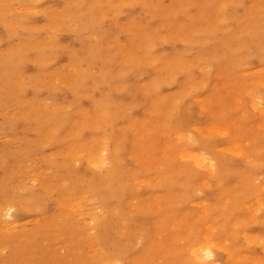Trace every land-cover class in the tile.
I'll return each instance as SVG.
<instances>
[{"label": "bare ground", "instance_id": "bare-ground-1", "mask_svg": "<svg viewBox=\"0 0 264 264\" xmlns=\"http://www.w3.org/2000/svg\"><path fill=\"white\" fill-rule=\"evenodd\" d=\"M0 4H18L31 13L38 7L37 0ZM115 9L125 12L126 34L117 22V28L103 26ZM43 13L56 22L54 31L70 24L105 30L106 39L89 59L97 73L87 70L82 76L89 86L80 90L77 81H65L76 94L94 90L102 99L104 107L92 118L81 111L96 139L85 141L76 130L56 138L64 159L61 173L54 174L56 194L65 198L85 186L102 206L97 227L112 252L105 264H264V68L251 77L259 89H247L240 80L249 59L264 63V0H57ZM20 27L11 20L4 30ZM46 35L57 43L55 34ZM160 42L170 45L167 52L159 51ZM116 43L129 50V58ZM214 47L224 57L220 72L230 78V88L246 97L221 108L213 99L225 87L212 89L207 125L193 134L181 117L184 105L158 88L177 74L183 96L206 86L208 51ZM58 49L64 57L73 53L60 44ZM44 74L51 78L57 70L46 67ZM145 78L148 83L141 86ZM13 86L22 104L17 81ZM143 86L152 89L149 96ZM131 111L142 114L128 136L134 165L122 158L121 145L123 119ZM78 143L81 153L67 152ZM91 164L100 170L87 173ZM131 201L140 206L129 208ZM4 208L7 214L12 206ZM133 254L141 259L129 260Z\"/></svg>", "mask_w": 264, "mask_h": 264}, {"label": "rangeland", "instance_id": "rangeland-1", "mask_svg": "<svg viewBox=\"0 0 264 264\" xmlns=\"http://www.w3.org/2000/svg\"><path fill=\"white\" fill-rule=\"evenodd\" d=\"M54 5H57V0H37L38 7L31 13L23 11L18 4H0L3 13L0 20V157L5 160L0 161V264H105L106 258L112 255L109 241L102 237L96 222V217L104 210L90 197L87 188L77 187L66 193L65 198L54 190V174L61 173L58 168L64 159L55 139L63 137L69 130L79 131L85 141L96 139L81 111L92 118L104 107L102 99L94 90L76 94L66 86L65 81H77L80 90L89 86V80L84 83L82 76L87 70L97 73V69L89 64V59L98 49L99 42L106 39L105 30L70 24L68 28L60 26L62 29L54 31L56 22L44 17L43 13ZM111 12V17L103 26L117 28L118 23L126 34L125 12L116 9ZM11 20L23 27L6 33L5 25ZM48 33L55 34L57 43L49 41ZM177 42L174 38L170 45L175 48ZM59 44L73 53L66 57L60 55ZM158 45L160 52L169 50L170 45L166 42ZM116 49L125 59L129 58L128 49L117 43ZM208 53L211 56L208 61L211 73L206 86L183 96L180 91L182 78L177 74L176 81L163 83L158 88L160 95L174 98L184 105L181 117L193 134L197 130L204 131L206 110H210L206 106L213 104V100L219 107L227 108L229 101L234 102L241 97L236 88H230L234 85L224 70L220 72L224 66L223 55L215 47ZM248 63L247 71L240 74L241 85L247 89L258 86L259 89L258 82L251 77L254 71L264 68V63L253 59H249ZM46 67H55L57 76H45ZM199 74L192 71L190 75L197 78ZM148 79L141 80L140 85H146ZM16 81L22 104L15 100L13 85ZM220 84L225 87L224 93L209 100L212 89L220 90ZM142 88L145 96L151 94L150 87ZM244 97L245 94L241 98ZM29 104L37 108H29ZM125 117V136L121 141L125 153L122 158L134 165L136 152L128 136L133 122L140 120L142 114L131 111ZM95 144L99 146L100 141L97 139ZM217 144L222 145L220 140ZM66 150L78 154L82 146L80 143L71 144ZM98 170L100 167L96 164L86 168L87 173ZM44 177L48 179L44 181ZM6 205L12 206L7 214ZM138 206L135 201L129 204L131 209ZM135 258L141 259L139 254H133L129 260Z\"/></svg>", "mask_w": 264, "mask_h": 264}]
</instances>
